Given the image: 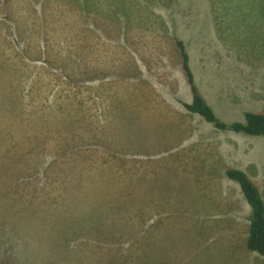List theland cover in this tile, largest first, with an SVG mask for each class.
<instances>
[{"label": "rangeland", "instance_id": "374dc122", "mask_svg": "<svg viewBox=\"0 0 264 264\" xmlns=\"http://www.w3.org/2000/svg\"><path fill=\"white\" fill-rule=\"evenodd\" d=\"M39 1L0 0V60L11 82V63L20 71L14 109L36 120L8 121L0 104V159L10 147H44L9 151L22 163L5 159L0 168V235L8 232L10 250L0 264H128L133 255L129 264H264L246 250L250 208L225 177L241 170L264 203V137L218 131L183 108L191 95L176 48L184 43L197 89L219 121L263 114L264 0H98L93 22L101 28L93 29L92 16L87 21L75 5ZM72 31L89 35L86 45ZM67 54L103 75L84 88L67 85L54 67ZM123 75L131 86L122 87ZM71 100L88 129L78 127L86 133L78 143H93L92 129L103 128L93 135L106 143L99 161H118L105 169L91 153L85 180L72 173L74 182L43 188L50 151L65 155L63 135L78 133L68 117L45 113ZM34 156L36 172L24 176ZM31 188H43L40 199L23 195Z\"/></svg>", "mask_w": 264, "mask_h": 264}, {"label": "trees", "instance_id": "16d2710c", "mask_svg": "<svg viewBox=\"0 0 264 264\" xmlns=\"http://www.w3.org/2000/svg\"><path fill=\"white\" fill-rule=\"evenodd\" d=\"M8 3L9 5V0H3ZM12 1V0H11ZM37 2H41L39 0H35ZM93 2H95L98 5V0H75L74 2H71L70 0H65L64 3L68 7H72L75 5L76 8L80 9V12L82 13L81 16H84L87 21L92 23L94 26L90 25V29H93L95 25L99 26L100 21L93 22V11L98 10L96 6H92ZM0 11H2L0 9ZM5 17H8V15H5ZM84 23L83 21H81ZM99 28H101L99 26ZM120 30H118L119 32ZM74 31H72L73 33ZM116 33V32H115ZM74 35H76L78 38L80 37V41L86 45V38L87 36L83 32L81 36H79L78 33L74 32ZM42 35H28V37L31 38V41L38 40V37ZM106 36L109 38L110 31H107ZM47 36H42V39H46ZM17 42V41H16ZM48 41H46L47 43ZM176 48L178 51V56L180 58V68L182 75L185 79V83L189 89L190 95H191V100L189 103H184L183 108L191 115H196L200 117L204 122L210 124L211 126L214 127V129L218 131H225L229 130L235 134H244L246 136H252V137H264V113L263 114H254V113H246L244 117V123H239V122H233L230 124H225L221 121H219L211 107L206 103V101L202 98V96L199 93V90L197 89V86L195 84L194 80V75L193 72L190 68V63H189V55L188 52L185 48V45L182 41H176ZM89 52V50H88ZM76 55V54H75ZM45 61V60H42ZM2 67H0V73L2 75V81L0 82V94L2 97V101H0V104L2 105V109L5 113L6 119L12 120L15 124L21 125L22 127L29 126L28 124H33L36 122L35 118L33 117V112H28V116L31 115V118L25 122L24 119V113L22 112H17V110L14 109L15 102L13 101V97L11 95L15 93L16 86H15V81L19 79L20 76V71L16 68L13 63L11 65L13 68L10 66V70H13L15 73V78L11 82V76L10 79L9 77L6 76V72L8 68V64H3ZM53 63L50 61V64ZM62 65L61 66H54L55 70L59 72V75L62 76L63 78L66 79L67 85H81L82 88H84L87 85V80L90 79V76H93L92 78L95 77H100L103 75L102 70L98 69H90L87 65V62H83L81 60H75L70 57V54H67L64 58L63 61L60 62ZM56 65V64H55ZM51 66V65H49ZM53 67V66H51ZM141 73V72H140ZM19 75V76H18ZM129 76L132 77L128 73ZM142 73L140 74L138 79H141ZM127 78L123 76H119V82L121 83L122 87L127 88L126 86H131L126 84ZM133 85L137 84H132V87L135 88ZM136 90V88H135ZM145 90V89H144ZM144 90L139 91V96L142 99H146V95L144 93ZM132 91V90H131ZM127 95V94H126ZM74 104L73 101H70V104H67L64 102L62 107H58L56 110L45 113L46 119H48L51 115L54 114H62L63 117H68V119L71 121L70 127L74 130H77V134L75 136H70V135H63L64 142L69 145V149L66 152L65 155L61 157H57L55 155H52V152L50 151L52 158V162L47 166L45 171V182L47 183L43 188L49 186L51 188H60L63 187V184L61 180L67 179L66 183H72L75 181V176L79 180H85L86 179V174L89 172H93V170L85 166V168L82 166L84 165L85 159H87L90 154H96L98 155L96 158V161H99L100 158L102 157L103 153L98 154L103 150L105 147L106 143H104L101 140H97V136L94 137L93 135L96 134L97 130H101L104 132V129H95L93 128L92 130L94 132L91 133V136L89 139H94L93 143H89L86 141L85 143L81 142L78 143V140L82 137V140L85 138V132L82 129H78V127H83V125L86 123L84 120H82L79 112L77 110H73ZM66 109H70V111L66 112ZM44 114V113H41ZM122 121V120H120ZM85 129V127H83ZM88 129H85L87 132ZM40 132H38L39 134ZM33 136H37L36 132H32ZM11 135V134H10ZM97 135V134H96ZM100 143L102 144L101 147L95 148V146ZM82 145L83 148H79V146ZM35 147L38 149H42L44 151V147L40 142L37 144H25L22 149L18 147H10L8 152L5 154V156L0 159V168L5 167V159L10 160L14 165H20L22 162H18L17 160L9 159L8 158V153L9 151H16V152H28V151H34ZM53 148H55L54 145H52ZM81 149H84V151H81ZM108 157L109 155L108 151L106 153ZM80 161V162H79ZM118 161L116 158L114 159H108V160H101L99 161V164L107 169L110 168L112 165V162ZM28 169H23L22 173L25 176V170H30L31 172L28 175H31L36 172L34 170V165L38 163V159L36 156H34L31 159H28L24 161ZM78 162V163H77ZM75 163H77L75 165ZM62 166H66L69 170H71L70 174H67L66 176H61V173L59 171H55V169L60 168ZM82 166V167H81ZM13 166L12 168H14ZM18 168V167H16ZM21 171V170H20ZM19 171V172H20ZM75 173V176L72 174ZM225 177L237 184L240 193L242 194L246 204L250 208V221L248 224V235L246 238L245 242V247L248 252L255 253L259 255L260 257L263 258L264 261V203L262 201V198L259 194V191L257 188L254 186V184L249 180V178L246 176L245 173H243L241 170L237 169H228L225 171ZM24 180V179H23ZM43 188H39L38 191L34 188H31L30 192L27 194H23L27 198H30L32 200H37L40 199V194L38 193L41 191ZM50 197L51 192H50ZM1 203V202H0ZM9 234L7 231H3L0 235V258L2 255H7L10 254L9 250ZM49 240L46 238L45 242H48ZM79 245L78 242L75 243H68V247H74L76 248ZM65 248V246H63ZM135 255L132 256V258L127 262L128 264L131 263L134 259Z\"/></svg>", "mask_w": 264, "mask_h": 264}]
</instances>
